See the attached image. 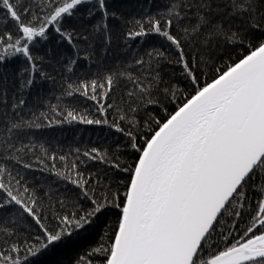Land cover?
I'll return each instance as SVG.
<instances>
[{"label": "snow or ice", "instance_id": "obj_1", "mask_svg": "<svg viewBox=\"0 0 264 264\" xmlns=\"http://www.w3.org/2000/svg\"><path fill=\"white\" fill-rule=\"evenodd\" d=\"M0 264H264V0H0Z\"/></svg>", "mask_w": 264, "mask_h": 264}, {"label": "trees", "instance_id": "obj_2", "mask_svg": "<svg viewBox=\"0 0 264 264\" xmlns=\"http://www.w3.org/2000/svg\"><path fill=\"white\" fill-rule=\"evenodd\" d=\"M121 4H129L134 3L135 0H119ZM150 38L149 42H152ZM47 48V45H41L40 51L43 53ZM20 63L19 58L14 59L10 65L6 67L14 68L17 64ZM45 88L49 86L47 84L44 85ZM54 102V101H53ZM109 129L105 128V126H97V125H84L80 123L66 124L63 126H55L51 130L45 131V136L49 140L58 141L60 145H62L65 151L68 150L69 145L72 147L80 146L83 148L84 145H99L103 138L108 136ZM60 166L59 164L57 165ZM34 176L36 180L41 184H46L52 181L53 175L51 173L39 172L35 171ZM59 185L60 190L63 191L65 188L64 182L60 180H56V183L52 184L54 189ZM67 187H72L71 185H67ZM93 235H81L73 238L68 243L61 245L54 252L49 254L46 259L49 261L55 260H70L81 248L87 247L89 243L93 240Z\"/></svg>", "mask_w": 264, "mask_h": 264}]
</instances>
